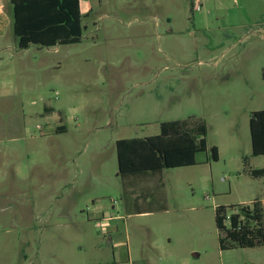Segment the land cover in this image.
Returning a JSON list of instances; mask_svg holds the SVG:
<instances>
[{
  "label": "rangeland",
  "instance_id": "1",
  "mask_svg": "<svg viewBox=\"0 0 264 264\" xmlns=\"http://www.w3.org/2000/svg\"><path fill=\"white\" fill-rule=\"evenodd\" d=\"M81 9L79 43L17 48L0 68V264H264V245L221 250L215 221L264 187L245 173L264 166L249 126L264 110V0ZM177 119L207 140L195 165L118 173V139Z\"/></svg>",
  "mask_w": 264,
  "mask_h": 264
},
{
  "label": "trees",
  "instance_id": "2",
  "mask_svg": "<svg viewBox=\"0 0 264 264\" xmlns=\"http://www.w3.org/2000/svg\"><path fill=\"white\" fill-rule=\"evenodd\" d=\"M17 47H55L79 43L83 36L81 0H10ZM252 153L264 156V110L250 118ZM58 126L56 132H64ZM205 134V127L201 126ZM118 173L125 176L156 172L167 168L193 166L197 154L208 151L205 137L194 136L183 120L163 121L160 133L116 141ZM211 158L219 159L218 148H210ZM255 179L264 178V168H247ZM230 216L227 222V217ZM221 250L264 245V209L255 201L249 205H219L215 209Z\"/></svg>",
  "mask_w": 264,
  "mask_h": 264
},
{
  "label": "crops",
  "instance_id": "3",
  "mask_svg": "<svg viewBox=\"0 0 264 264\" xmlns=\"http://www.w3.org/2000/svg\"><path fill=\"white\" fill-rule=\"evenodd\" d=\"M0 1V68H2L3 64H8V60L11 61L14 59L15 51H17V41L14 35L13 30V17H12V5L10 0H2ZM208 1V0H206ZM203 5V4H202ZM39 46V45H38ZM32 45L28 48L30 49ZM19 49V48H18ZM23 49V50H28ZM20 50V49H19ZM63 120L62 118L60 119ZM60 126H63L61 124ZM65 126V125H64ZM219 157L221 156L220 147H218ZM252 151V150H251ZM253 152V151H252ZM253 154V153H252ZM249 168H264V166H250ZM248 175V174H246ZM264 184V179H263ZM258 201L262 208L264 209V187L258 190H252L251 193L242 199H238L235 201L237 203L225 202L222 203V206H232V205H249L253 202ZM151 213V211H140L139 214Z\"/></svg>",
  "mask_w": 264,
  "mask_h": 264
},
{
  "label": "built area",
  "instance_id": "4",
  "mask_svg": "<svg viewBox=\"0 0 264 264\" xmlns=\"http://www.w3.org/2000/svg\"><path fill=\"white\" fill-rule=\"evenodd\" d=\"M192 2V5L195 7V8H199L202 6L203 2L206 1V0H190ZM230 219V216L227 217V222L229 221ZM107 225V223L105 224L104 223V230L106 231L107 228L105 227Z\"/></svg>",
  "mask_w": 264,
  "mask_h": 264
}]
</instances>
